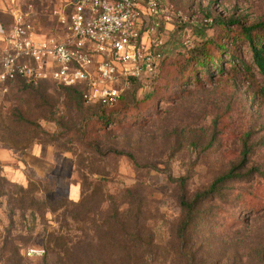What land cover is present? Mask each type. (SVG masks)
Wrapping results in <instances>:
<instances>
[{
	"label": "rangeland",
	"instance_id": "obj_1",
	"mask_svg": "<svg viewBox=\"0 0 264 264\" xmlns=\"http://www.w3.org/2000/svg\"><path fill=\"white\" fill-rule=\"evenodd\" d=\"M0 10L8 30L13 12L20 11L37 36L60 42L69 36L72 0H0ZM217 19L226 23L221 26ZM232 20L247 26L264 22V0H160L157 13L141 14L139 45L162 53V71L159 79L152 81L144 77L127 83L118 77L113 84L122 96L116 107L127 105L123 122L129 125L135 121L125 130L112 124L102 127L97 121L106 110L102 105L83 102L80 107L70 90L53 81L37 90L11 83L8 92L0 91V177L24 186L30 180L45 192L35 193L37 197L62 199L63 204L79 199L83 175L88 176V182L104 179L112 194L136 185L146 197L144 204L155 221V231L166 239L180 216L182 194L178 182L170 181L168 175L187 177V190L194 194L235 167L247 179L231 181L227 187L234 196H226L223 202L208 201L205 207L228 212L226 217H209L217 224L219 243L228 245L230 255L250 261L256 251L264 249V210L249 212L242 200L250 194L264 199V103L252 99L261 77L251 65V51L222 35L238 31ZM205 39L229 43L222 55L225 71L217 70L221 64L217 59L208 73L194 64L200 82H183L180 71L185 60ZM214 47L211 52L216 54ZM84 125L89 126L91 137L101 139V154L78 145ZM9 148L28 151L26 160L10 157ZM244 148L249 151L245 167L240 164ZM116 151L134 154L142 167ZM251 168L260 173L256 183L250 182ZM15 190L0 186V192L7 195ZM9 213L8 197L0 196V239L10 228ZM54 219L49 214L36 220L35 246L22 252L27 264H42V256H28L27 252L42 248L44 229L55 227ZM15 220L18 231L23 228L26 232L23 226L32 224L31 217L26 222L18 216ZM48 261L55 264V255L50 254Z\"/></svg>",
	"mask_w": 264,
	"mask_h": 264
},
{
	"label": "trees",
	"instance_id": "obj_2",
	"mask_svg": "<svg viewBox=\"0 0 264 264\" xmlns=\"http://www.w3.org/2000/svg\"><path fill=\"white\" fill-rule=\"evenodd\" d=\"M215 22L221 26L226 23L223 19H217ZM231 22L238 25V31L234 35H229L228 32L222 35L228 39L231 38L234 44L242 43L251 51V65L257 69V74L261 77L258 92L253 95L252 99L264 103V22L251 26L244 25L240 20ZM228 44L227 42L221 43L220 40L217 42L208 39L202 41L196 53L185 60L180 71L183 82L188 79L200 82V71H195L192 68L193 65L199 66L208 73L210 65L215 66L214 59L221 62L217 70L221 73L224 72L225 65L222 55L226 52ZM212 46H215L216 54L211 52ZM160 54L161 61L156 73L147 77L150 81L159 79L161 75L163 57L161 52ZM241 63L246 64L243 60ZM140 79L142 78L131 79L130 83ZM48 81L51 80H40L35 84L17 78L4 85L7 87L6 92L9 91L11 83L17 82L27 88L37 90L41 89L42 84ZM62 87L71 91L80 107H83V102H88L84 99V93L87 91L85 84ZM121 100L122 96L111 106L93 102L106 109L98 115L97 121L102 124V127L112 124L125 130L129 128L128 126L135 124V121L129 125L123 122L125 119L123 114L127 105L121 108L116 107ZM88 128L87 125L80 128L77 143L84 150L99 155L101 154V139L91 137ZM109 132L111 131L109 130L106 134ZM8 150L12 156L18 159L28 153L26 150L22 152L11 148ZM68 150L66 149V151ZM118 153L127 155L136 167H142L134 154L124 151ZM248 153V149L244 148L241 166H247ZM248 172V174L254 173L250 182L256 183V178L260 175L259 171L251 168ZM245 176V174L237 173L236 168L233 167L215 178L204 191L189 194L187 177L175 178L169 174V180L178 182L182 194L179 198L180 216L175 229L166 239H162L155 231V221L149 217L147 207H145L147 204H144L146 197L141 195L140 189L136 185L125 187L120 192L112 194L104 179L95 178L88 182V176L86 178L83 175L80 178L82 182L79 199L77 201L69 200L63 204L62 199L46 197L43 194L41 198L37 197L35 193L45 192L43 189H36L37 187L30 180L28 185L24 186L2 176L0 177V186L6 184L16 190L10 195L0 192V196L8 197L10 204V228L5 230V235L0 239V264L1 262L4 264H27L22 252L35 246L33 237V232L36 230L35 222L38 218H45L49 214L55 216L56 226L46 227L44 235L41 237L42 248L40 249L44 250L42 264H50L48 261L50 254L55 255V264H250L254 261L263 262V248V250L256 251L250 261L248 260L246 263L238 254L230 255L228 245L219 243L220 235L216 222L209 219L211 215L226 217L228 212L219 207L211 210L205 207L208 201L223 202L226 196H234V193L229 191L228 184L231 181L245 180L243 179ZM245 178L247 179V177ZM259 184L260 182L257 185ZM242 202H244L245 210H249V212L258 213L264 210V199H258L251 194ZM17 216L25 222L27 217H31L30 227L23 226L26 232L23 228L17 230L15 220ZM15 231L19 233L14 235Z\"/></svg>",
	"mask_w": 264,
	"mask_h": 264
},
{
	"label": "built area",
	"instance_id": "obj_3",
	"mask_svg": "<svg viewBox=\"0 0 264 264\" xmlns=\"http://www.w3.org/2000/svg\"><path fill=\"white\" fill-rule=\"evenodd\" d=\"M160 0H72L65 42L38 38L20 11L5 35L0 56V91L17 78L31 83L51 80L60 86L86 85L84 99L115 104L118 77L131 79L156 73L161 54L139 45L141 14L158 12ZM66 22L64 17H61ZM160 43H158L159 45ZM44 250L29 249L28 256Z\"/></svg>",
	"mask_w": 264,
	"mask_h": 264
},
{
	"label": "crops",
	"instance_id": "obj_4",
	"mask_svg": "<svg viewBox=\"0 0 264 264\" xmlns=\"http://www.w3.org/2000/svg\"><path fill=\"white\" fill-rule=\"evenodd\" d=\"M1 10H0V14H1ZM7 30H8V27H6V25L4 24V21L2 20V18L0 17V56L4 50V47H5V35L7 33ZM37 36V35H36ZM38 38H41L40 36H37ZM7 154L10 156V157H13L15 158L16 160H21L12 156L10 153L7 152ZM27 154V153H26ZM25 154V155H26ZM25 155H23V159L26 160V157H24Z\"/></svg>",
	"mask_w": 264,
	"mask_h": 264
}]
</instances>
